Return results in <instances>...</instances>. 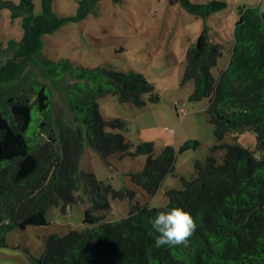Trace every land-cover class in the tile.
Wrapping results in <instances>:
<instances>
[{"label": "trees", "instance_id": "trees-1", "mask_svg": "<svg viewBox=\"0 0 264 264\" xmlns=\"http://www.w3.org/2000/svg\"><path fill=\"white\" fill-rule=\"evenodd\" d=\"M84 1L75 15L60 16L46 0L39 14L33 12L34 0H22L20 53L33 54L53 80L71 78L66 94L77 122L59 115L55 137L44 139L51 106L49 87L35 74L26 76V82L9 80L6 69H0V98L6 95L9 105H0V247L6 246L9 231L47 225L49 207L74 203L75 193L83 190L94 199L85 211L84 222L89 225L47 236L41 256L32 258L31 264H264V8L238 6L233 46L218 78L212 69L223 46L207 30L187 50L184 80L194 81L190 100L210 99L207 112L217 139L211 154L204 162L195 161V174L181 178L182 189L165 191L167 206L135 203L126 217L106 221L95 214L109 208L104 193L123 199L132 197L133 191L108 189L94 172L81 168L86 140L104 159L112 154L121 159L146 155L143 168L129 175L149 194H156L165 177L174 174L178 152L166 146L155 156L151 141L131 151L132 143L123 133L125 120L101 114L98 99L108 94L136 106L148 103L144 94H149L150 102H159L160 94L143 73L74 66L68 58L42 56L44 36L84 18L98 0H88L86 5ZM182 2L190 13L204 18L228 4L224 0ZM245 131L256 134L254 148L224 142L226 135L236 138ZM199 145L198 140H189L179 153ZM222 149L226 152L218 161L214 152ZM95 197L104 202L98 204ZM171 206L191 213L196 228L186 244L155 247L149 217Z\"/></svg>", "mask_w": 264, "mask_h": 264}, {"label": "rangeland", "instance_id": "rangeland-1", "mask_svg": "<svg viewBox=\"0 0 264 264\" xmlns=\"http://www.w3.org/2000/svg\"><path fill=\"white\" fill-rule=\"evenodd\" d=\"M82 1L46 0V3L55 14L71 16L77 13ZM206 1L209 0H189L191 3ZM224 1L228 3L226 8L204 18L190 13L182 0H98L84 18L67 22L44 36L43 57L54 60L68 58L74 66H103L124 72H140L160 94L157 103L150 102L149 94H144L143 98L148 102L145 106L121 102L111 94L98 99L104 118L125 120L123 133L132 143L131 151H135L139 144L151 141L155 156L166 146H172L178 152L174 174L165 177L156 194H149L135 185L129 175L143 168L146 155L121 159L112 154L104 159L86 140L81 168L94 172L108 189L128 187L133 191L132 197L123 199L114 197L112 192L104 193L109 208L95 212L103 220L126 217L135 203L151 208L167 206L169 198L165 191L182 189L181 178L195 174V161L204 162L211 154V147L217 139L207 112L210 99L190 100L194 81L184 80L187 50L200 33L207 30L211 39L223 46V54L212 69L213 75L218 78L233 46V28L239 18L238 6L264 8V0ZM21 3L22 0H0V69H6L4 74L9 80L26 82V76L35 74L41 83L49 87L51 106L47 113L48 126L44 139L54 138L59 115H66L71 123L77 122L66 94L72 81L71 78H49L36 64L33 54L20 53L18 42L24 35L25 16V7ZM34 5L33 12L39 14L44 8V0H34ZM16 11L18 14L14 16ZM11 42L15 43L10 45ZM2 97L0 105L9 107L6 95ZM189 140H198L200 145L179 153L181 146ZM224 142L254 148L256 134L245 131L236 138L228 134ZM225 152L224 149L217 150L214 156L221 161ZM75 196L78 200L74 203H60L48 208L47 225H29L25 229L9 231L6 246L0 247V264H31L32 258L41 256L47 236L63 235L71 229L83 230L89 225L84 222L85 211L94 204V199L83 190L76 192ZM95 199L100 205L104 202L102 197Z\"/></svg>", "mask_w": 264, "mask_h": 264}, {"label": "clouds", "instance_id": "clouds-1", "mask_svg": "<svg viewBox=\"0 0 264 264\" xmlns=\"http://www.w3.org/2000/svg\"><path fill=\"white\" fill-rule=\"evenodd\" d=\"M149 235L155 247L186 244L196 228V223L188 211L179 206H171L149 217Z\"/></svg>", "mask_w": 264, "mask_h": 264}, {"label": "built area", "instance_id": "built-area-1", "mask_svg": "<svg viewBox=\"0 0 264 264\" xmlns=\"http://www.w3.org/2000/svg\"><path fill=\"white\" fill-rule=\"evenodd\" d=\"M180 112H184V110L183 109H180Z\"/></svg>", "mask_w": 264, "mask_h": 264}]
</instances>
